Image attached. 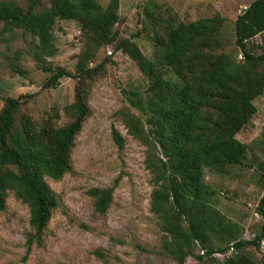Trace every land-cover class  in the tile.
Instances as JSON below:
<instances>
[{
	"label": "trees",
	"instance_id": "1",
	"mask_svg": "<svg viewBox=\"0 0 264 264\" xmlns=\"http://www.w3.org/2000/svg\"><path fill=\"white\" fill-rule=\"evenodd\" d=\"M23 1L25 5L0 0V39L21 30L36 40L34 59L50 74L44 88H55L63 76L78 81L73 102L64 109V124L57 123V115L36 120L20 112L24 96L4 98L0 109V211L9 192L28 208L26 251L43 245L44 231L58 207L46 180H59L72 170L75 139L90 114L91 87L109 58L92 67L90 63L100 49L113 46L147 81L143 94L121 91L128 106L119 114L127 133L146 148L150 211L164 233L163 253L176 264L189 257L196 264H264V254L256 260L246 251L259 250L264 242V221L252 239H241L240 228L219 211L216 190L204 181L205 169L226 176L233 168L248 166L249 146L235 136L250 124L254 101L264 93V50L254 53L248 47L264 32V0H252L234 22L240 60L224 50L225 19L219 14L185 23L173 14L155 19L145 13L141 30L151 33L149 58L134 41L141 31L121 37L115 29L120 0H109L105 7L97 0ZM58 20L79 26L83 50L73 74L46 63L56 53L52 31ZM111 136L122 150L125 139L120 132L112 128ZM119 179L87 191L96 214L104 215L110 207ZM256 210L264 217V197Z\"/></svg>",
	"mask_w": 264,
	"mask_h": 264
},
{
	"label": "rangeland",
	"instance_id": "2",
	"mask_svg": "<svg viewBox=\"0 0 264 264\" xmlns=\"http://www.w3.org/2000/svg\"><path fill=\"white\" fill-rule=\"evenodd\" d=\"M15 1L25 5L23 0ZM251 1L120 0L115 29L121 37L141 31L134 41L150 58L151 33L141 30L145 13L155 19L173 14L185 23L219 14L225 19L224 50L240 60L234 46V22ZM97 2L105 7L109 0ZM52 32L56 53L46 63L73 74L83 50L79 26L73 20H58ZM36 44L21 30L5 33L0 39V109L4 98L24 96L20 112L36 120L57 115L61 125L68 121L64 109L73 102L78 81L63 76L55 88H44L50 74L34 59ZM248 47L254 53L264 50V32L250 40ZM104 58L109 62L91 87L90 114L75 139L72 170L59 180H46L58 198V207L44 231L43 245L26 251V234L31 232L28 208L9 192L0 211V264H176L162 251L164 233L150 211L152 185L144 166L146 148L127 133L119 114L128 106L121 91L143 94L147 81L128 56L113 46L100 49L90 67ZM254 105L250 124L235 136L249 146L248 166L233 168L226 176L204 171V181L217 192L219 211L240 228L244 240L252 239L264 221L256 210L264 197V93ZM112 128L125 139L122 150L113 142ZM117 177L110 207L104 215L96 214L87 191L109 187ZM246 251L259 260L264 242L259 250L250 247ZM214 257L223 259L219 254ZM184 264L196 261L189 257Z\"/></svg>",
	"mask_w": 264,
	"mask_h": 264
},
{
	"label": "built area",
	"instance_id": "3",
	"mask_svg": "<svg viewBox=\"0 0 264 264\" xmlns=\"http://www.w3.org/2000/svg\"><path fill=\"white\" fill-rule=\"evenodd\" d=\"M261 244H263V242H261ZM231 252V250L228 251V254Z\"/></svg>",
	"mask_w": 264,
	"mask_h": 264
}]
</instances>
